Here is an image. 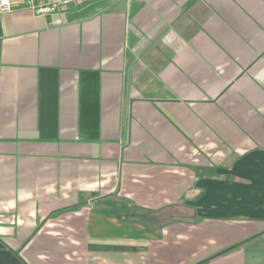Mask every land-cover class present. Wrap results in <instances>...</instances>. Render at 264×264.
<instances>
[{
  "label": "crops",
  "instance_id": "1",
  "mask_svg": "<svg viewBox=\"0 0 264 264\" xmlns=\"http://www.w3.org/2000/svg\"><path fill=\"white\" fill-rule=\"evenodd\" d=\"M0 13V264H264V0Z\"/></svg>",
  "mask_w": 264,
  "mask_h": 264
},
{
  "label": "built area",
  "instance_id": "2",
  "mask_svg": "<svg viewBox=\"0 0 264 264\" xmlns=\"http://www.w3.org/2000/svg\"><path fill=\"white\" fill-rule=\"evenodd\" d=\"M81 0H27V6L38 14L58 12ZM21 0H0V13L8 12L21 6Z\"/></svg>",
  "mask_w": 264,
  "mask_h": 264
}]
</instances>
